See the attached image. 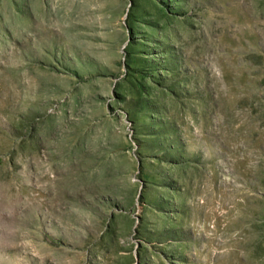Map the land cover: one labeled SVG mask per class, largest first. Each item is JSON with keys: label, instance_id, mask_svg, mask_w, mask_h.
<instances>
[{"label": "rangeland", "instance_id": "obj_1", "mask_svg": "<svg viewBox=\"0 0 264 264\" xmlns=\"http://www.w3.org/2000/svg\"><path fill=\"white\" fill-rule=\"evenodd\" d=\"M0 264H264V0H0Z\"/></svg>", "mask_w": 264, "mask_h": 264}]
</instances>
